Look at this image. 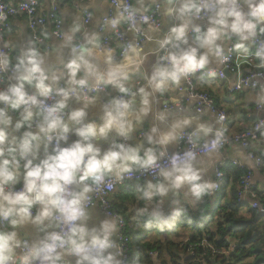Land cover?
<instances>
[{
    "label": "clouds",
    "instance_id": "obj_1",
    "mask_svg": "<svg viewBox=\"0 0 264 264\" xmlns=\"http://www.w3.org/2000/svg\"><path fill=\"white\" fill-rule=\"evenodd\" d=\"M97 9H112L99 31L85 27L94 13H77L67 28L35 35L18 50L23 37H13L0 49V79L10 81L0 87V264H122L114 239L121 217L93 221L96 198L125 176L149 172L157 179L137 186V215L147 217L144 227L171 225L185 212L181 199L195 204L216 187L204 179L205 163L224 138L191 113L195 93L181 102V83L213 61L224 64L232 50L264 66V0H100ZM167 17L176 23L165 33ZM110 87L117 95L101 103ZM164 98L171 104L157 108ZM96 112L99 120H88ZM112 134L122 140L102 149L98 141ZM170 146L180 150L170 154ZM170 196L176 206L165 214ZM28 226L38 238L21 234Z\"/></svg>",
    "mask_w": 264,
    "mask_h": 264
},
{
    "label": "crops",
    "instance_id": "obj_2",
    "mask_svg": "<svg viewBox=\"0 0 264 264\" xmlns=\"http://www.w3.org/2000/svg\"><path fill=\"white\" fill-rule=\"evenodd\" d=\"M9 4L15 5L19 3L22 0H7ZM42 5V10L46 14L52 11L53 3L51 0H40ZM100 0H96V4H93V0H90L88 2H72L70 0H58L56 2V13L59 16V18L62 20V28H67L68 25L71 23L72 18L75 14L79 13L82 17L85 18L86 14L94 13L95 18L93 20H90L88 24L85 25L86 28L93 30V31H99L100 28V21L102 19V16L104 14H110L112 13V9H97V5L99 4ZM150 2V0H149ZM11 28L10 31L5 35L4 41L13 37H23L22 40H17L15 43V47L18 50L19 48L23 47V44L26 40L31 39V33L28 28V22L25 16L16 15L13 18H11ZM176 23L175 19L173 17H167L166 23L163 26V32H167L169 28ZM203 27H206L207 25L204 22H200ZM52 32V26L50 24H47L46 27L43 29L44 32ZM111 33H105L102 34V39L105 36H109ZM79 35V34H78ZM128 37L130 39H134L131 33L128 34ZM53 39H55L53 37ZM235 37L230 40L226 46H230L231 44H234ZM3 41V42H4ZM112 45V44H110ZM250 52L254 51L253 43H250L247 45ZM146 47H154V45H146ZM160 53L152 54L148 58V62L145 65L146 68L150 69L158 59V56ZM67 51H65V59H67ZM236 63L238 65V69L242 74L249 73L250 71H256L261 70L264 68V66H258V62L254 59L249 57L247 61L243 60L241 53L236 51ZM53 68H59L60 65L58 63L53 62L52 63ZM210 68L220 69L222 67L221 64H217L216 62H212L209 65ZM236 82V77L233 75H228L226 80H220L218 78H211V79H203L198 78L196 81V86L199 91L205 92L210 94V96L214 99L216 105L220 108H222L226 112L227 121L225 126V132L227 134H234L240 131H243L244 129H249L254 126V123L259 117L264 118L263 114H258L255 111V104L261 100L264 99V88L258 89V90H248L244 89L241 92H235L231 93L229 91L230 88L233 87V85ZM184 84V82L181 83V86ZM110 93L109 95L105 96L104 94H101V103L102 99L104 97H107L109 99L111 94H114L116 89L109 88ZM185 95V94H184ZM184 98L181 97V100ZM188 103V102H186ZM171 102L167 100V98L162 99L157 105V108H162L165 105H170ZM73 107L78 106V103L73 101L72 103ZM196 102L191 101L189 104V108L191 110V113L193 115H200L201 119L207 122H210L214 129H218L220 127V122L215 118V116L207 110L203 114H198L195 110ZM100 113L96 112L94 114H90L88 117V120H99ZM176 113L173 112L172 116L175 117ZM152 122L151 116L146 118L137 128V131L139 132L142 129H146L149 127V125ZM76 139L75 136H72L71 142ZM122 138L116 136L115 134L110 135L106 140L98 141V145L102 149H107L113 141H121ZM129 143L135 144V141L130 140ZM150 147L147 143H144V148ZM51 150V147L50 149ZM170 151H175V146L169 147ZM43 151V150H41ZM250 152H252L254 155L259 156L263 160L262 168L259 169L256 166V162L254 159L250 158L248 155V152L237 145H230L224 149V151L219 154L215 159L211 161H207L205 163L206 172L204 175V179L207 181L213 182L214 180V174L216 171V168L219 164L222 165V170L225 173V186L223 191L215 197L212 200H209V202L205 205L207 206V210L210 212V215L207 216L209 218L211 215L215 216L214 221L211 223V226L209 229L211 231L215 230L216 224H217V216L223 213V208L226 203V200L224 201L222 198H219V196L224 193L225 196L228 199H231L232 194L235 193V190L238 188L236 187L237 179L235 178V174L239 171L242 173L246 172L247 170H251L253 172V184L255 191L258 193V202L261 204L262 208H264V137L261 138L258 141L252 142V146L250 147ZM230 160H235L239 162L240 166H235L231 164ZM145 182V181H144ZM144 182H139L136 184H128L121 188H119L115 194L112 196V204L114 207L115 212H117L120 215H123L126 217L127 223H128V229H132L134 232H139L141 230L146 231L147 227H144V224L146 222L147 217L139 216L137 215L136 209L139 207H142V202H139L136 200L135 192L138 185L143 184ZM20 184V183H18ZM17 184V185H18ZM132 186L134 189V193H131L128 189V186ZM236 191V192H237ZM134 196V200H132V197ZM173 198L170 196L167 198L163 205V211L165 214H168L173 207L176 205L172 202ZM251 198H247L246 202L244 204H240L242 206V209H240L239 216L244 217L247 216L249 213V210H254L251 207L252 203ZM180 204L182 207H184L185 212L184 214H195L197 211L203 208V206L200 204V201L195 204H189L181 199ZM122 207L121 209H119ZM204 207V208H205ZM119 209V210H117ZM256 214L258 215H264V212L254 210ZM92 217L93 221H96L97 219H102L107 217L103 214L99 206H94L92 210ZM173 222L171 225L175 227L176 230L182 229L180 232H175L172 229L171 231H166L167 233L173 232L172 236H165L161 237V234H158V230L156 228L153 229V231L147 235L145 241H149L151 243H154L156 241L160 242H166V241H172L175 244H178L180 248H184L186 245L188 246L189 240L191 239V236L193 235L192 230H186L188 228L176 226ZM186 231L185 233H182ZM21 234L24 235L28 239H36L39 236V233L36 229L32 228L31 226L26 227L25 229L21 230ZM116 236L114 237V239ZM148 238V239H147ZM233 244L237 246L238 241L236 239H232ZM237 248V247H236ZM196 250H199L198 248L194 251H190L189 247L186 249V252H182L179 254V264H185L188 262L189 264H193L195 261H197L199 254L196 256ZM157 253V254H156ZM134 252L131 251V255H133ZM152 257V260L154 264H159V253L157 251L151 252L149 254ZM195 257L196 260L193 258ZM208 257H206L207 259ZM134 259L130 260L132 263ZM206 259L202 262L206 264ZM264 259V256H263ZM255 261V258H249L246 260H241L237 264H253ZM167 262L170 263V256H167Z\"/></svg>",
    "mask_w": 264,
    "mask_h": 264
},
{
    "label": "built area",
    "instance_id": "obj_3",
    "mask_svg": "<svg viewBox=\"0 0 264 264\" xmlns=\"http://www.w3.org/2000/svg\"><path fill=\"white\" fill-rule=\"evenodd\" d=\"M53 3L52 11L49 13H45L42 10V5L40 0H22L19 3L15 5H11L8 3L7 0H0V49L7 51V49H3V41L5 38V35L10 31L11 28V18H13L16 15L25 16L28 22V28L31 33V38H33L35 35H40L43 33V29L46 27L47 24H50L52 26V31L56 29L62 28V20L59 18V16L56 13V2L58 0H51ZM72 2H88L90 0H70ZM112 13L108 14L111 15ZM88 14H86L85 18ZM89 23V21H88ZM87 23V24H88ZM129 33H125L123 35L124 40H129L128 37ZM112 35L103 37L104 40H107L109 44H113ZM261 39H264V37H261ZM256 43H253V48L255 50ZM232 45L228 46L227 49H232ZM229 59L224 63L221 64L222 67L220 69L215 68H208L203 70L202 72H198L195 74L193 78H191L190 81L184 82V84L181 86V88L186 89L184 98L181 100L182 103L188 102L189 95L192 93H195L194 98L191 101L196 102L195 110L198 114H203L207 110H209L215 118L220 122V127L217 129L219 131H222L224 134V138L221 141V144L219 146L218 152L221 154L224 149L230 145H237L242 148H244L247 152L250 158L254 159L256 162L257 168L261 169L263 160L261 157L254 155L252 152H250V147L252 146V142L258 141L261 138L264 137V118L259 117L256 122L254 123V126L249 129H244L243 131L234 133V134H227L225 132V124L227 121L226 112L218 107L214 101V99L210 96V94L199 91L196 86V81L198 78L203 79H211V78H218L220 80H226L228 75H233L236 77V82L233 85L232 88L229 89L231 93L235 92H241L244 89L248 90H258L264 88V68L261 70L256 71H250L249 73L242 74L239 69L238 65L236 63V51L232 50L228 53ZM215 72L216 75L212 76L209 75V72ZM10 81L8 79H0V87H6ZM110 90L107 89V91L104 94L105 96L109 95ZM117 92L114 94H111L109 99L116 96ZM108 100L107 97H104L102 99V103ZM51 103V101H49ZM255 111L258 114L264 113V99L257 102L255 104ZM223 116V119H220V117ZM72 136L70 137L69 141L67 143L61 142V146H67V144L71 143ZM129 143V141H128ZM186 143V142H182ZM180 146H175V151H179ZM169 153L171 154L172 152ZM231 164L235 166H240L239 162L235 160H230ZM222 165L219 164L216 168L215 174H214V180L212 183L216 185V187L210 191L201 201L200 204L202 206H205L209 200L214 199L217 197L221 191H223L225 186V173L222 170ZM157 177L154 174H150L146 171L136 172L133 173L132 176H125L121 181L114 182V188L111 191H106L103 194H100L96 200L94 206H99L101 211L104 215L107 217L109 216H115L119 215L121 217L120 220V228L116 235L115 241L119 244L121 250H122V264H130V245L131 240L130 237L127 234L128 231V223L126 220V217L123 215L118 214L115 212L113 204H112V196L115 194V192L128 184H136L139 182H144L147 180H155ZM253 172L251 170H247L239 177V188L236 193L237 201L239 204H244L247 200V198H251L253 201L251 203V207L254 210L262 211L264 212V208H262L261 204L258 202V193L255 191L254 184H253ZM17 188L20 187V184L16 185ZM211 238L210 236L204 237L201 241L190 244L189 250L194 251L195 249H199V257L197 259L198 262H203L206 257H208L209 252L212 253L213 256L216 255H225L227 257L232 256L236 250V245L233 244V241L230 238L224 239L227 244V248H218L212 241L210 242ZM157 254V253H156Z\"/></svg>",
    "mask_w": 264,
    "mask_h": 264
},
{
    "label": "trees",
    "instance_id": "obj_4",
    "mask_svg": "<svg viewBox=\"0 0 264 264\" xmlns=\"http://www.w3.org/2000/svg\"><path fill=\"white\" fill-rule=\"evenodd\" d=\"M243 173L241 171L235 174L237 179L236 187L239 188V177ZM131 193H134L132 186H128ZM232 194L231 199H228L224 193L219 198H222L226 203L223 208V213L217 216V224L214 231H211L209 227L214 221L215 216L209 217L210 224H204L202 218L209 216L210 212L207 210V206H203L202 209L195 214H182L174 222L177 226H184L192 230L193 235L189 240V244H194L201 241L204 237L210 236L211 240L218 248H227L226 238L236 239L238 241L237 248L232 256L216 255L213 256L209 252L206 264H237L241 260L249 258H255L253 264H264V215H258L254 210H249L247 216H239L242 206L238 203L236 192ZM134 200V196L132 197ZM205 207V208H204ZM120 207L119 209H121ZM117 209V210H119ZM158 227L153 224L146 228V231L141 230L134 232L132 229H128L127 234L130 237V260L133 258L130 264H154L152 257L149 255L151 252L157 251L159 253V264H179V254L186 252L188 246L180 248L178 244L172 241L160 242L156 241L151 243L145 241L148 234H150L154 228ZM167 225L158 230V234H162ZM131 251L134 252L131 255ZM200 253V250H196V256ZM167 256H170V263L167 262ZM194 260L195 257L193 258ZM185 264H189L186 262ZM193 264H204L202 262H194Z\"/></svg>",
    "mask_w": 264,
    "mask_h": 264
},
{
    "label": "rangeland",
    "instance_id": "obj_5",
    "mask_svg": "<svg viewBox=\"0 0 264 264\" xmlns=\"http://www.w3.org/2000/svg\"><path fill=\"white\" fill-rule=\"evenodd\" d=\"M202 222L204 223V224H210V219L209 218H207V216H204L203 218H202ZM180 227H183V226H180ZM158 228H161L160 226L158 227ZM158 228H156V231H157V229ZM172 229H174L173 231H175V232H180L182 229H180L179 228V230H176L175 229V227L174 226H172V225H167V227H166V230L167 231H171ZM186 230H189V229H186ZM158 232V231H157ZM186 231H184V232H182V233H185ZM174 234L175 233H173V232H170V233H167L166 231H164L162 234H161V237H167V236H172L173 235V238H174ZM176 235V234H175ZM148 239V238H147Z\"/></svg>",
    "mask_w": 264,
    "mask_h": 264
},
{
    "label": "water",
    "instance_id": "obj_6",
    "mask_svg": "<svg viewBox=\"0 0 264 264\" xmlns=\"http://www.w3.org/2000/svg\"><path fill=\"white\" fill-rule=\"evenodd\" d=\"M0 230H2V229H0Z\"/></svg>",
    "mask_w": 264,
    "mask_h": 264
}]
</instances>
